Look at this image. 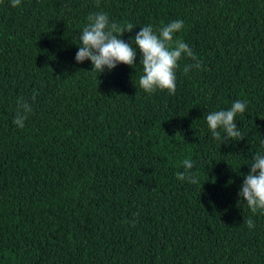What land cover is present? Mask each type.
Wrapping results in <instances>:
<instances>
[{
    "label": "trees",
    "instance_id": "1",
    "mask_svg": "<svg viewBox=\"0 0 264 264\" xmlns=\"http://www.w3.org/2000/svg\"><path fill=\"white\" fill-rule=\"evenodd\" d=\"M96 12L133 25L130 44L182 20L201 68L182 57L174 95L139 87L138 49L92 72L75 55ZM236 100L243 140L214 139L204 115ZM257 152L264 0H0V264H264V211L238 203ZM184 159L199 183L177 179Z\"/></svg>",
    "mask_w": 264,
    "mask_h": 264
},
{
    "label": "clouds",
    "instance_id": "2",
    "mask_svg": "<svg viewBox=\"0 0 264 264\" xmlns=\"http://www.w3.org/2000/svg\"><path fill=\"white\" fill-rule=\"evenodd\" d=\"M10 2L13 8L21 4V0H10ZM87 20L88 23L80 35L79 50L75 60L77 63L90 60L92 72L98 71L102 74L105 68L111 71L118 64L135 67L138 49L141 53L140 65L143 67V74L138 80L139 87L149 94L160 89L174 95L178 61L186 56L194 62L184 67L185 74L192 68L200 69L202 66V62L189 45L183 40L175 39V34L183 29L182 20L171 21L159 29L146 25L131 38V44L126 43L121 37L127 32H132L133 25L111 21L108 14L104 12L91 13ZM133 40L135 47L132 44ZM245 109L246 102L236 100L229 109L206 113L203 119L206 120L212 137L221 139L222 130L225 134V142L229 139L243 140L235 118L237 114L244 113ZM31 111V105L22 102L13 123L23 128L24 121L27 120ZM237 138L240 139L237 140ZM182 165L184 171L177 172V179L191 184L199 183V178L190 172L193 162L190 159H184ZM248 166L250 171L247 174H241L243 183L238 193L240 198L238 203L244 202L255 214L258 210L264 211V153L257 152ZM244 224L249 229L255 227L254 221L250 218L245 220Z\"/></svg>",
    "mask_w": 264,
    "mask_h": 264
}]
</instances>
